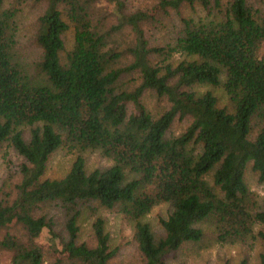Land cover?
<instances>
[{"label": "trees", "instance_id": "obj_1", "mask_svg": "<svg viewBox=\"0 0 264 264\" xmlns=\"http://www.w3.org/2000/svg\"><path fill=\"white\" fill-rule=\"evenodd\" d=\"M3 146L18 162L0 176V264H116L102 210L133 225L137 264L215 244L264 264L247 179L264 184V0H0ZM60 151L69 168L46 177ZM85 153L111 165L88 171ZM160 204L155 231L143 218Z\"/></svg>", "mask_w": 264, "mask_h": 264}, {"label": "rangeland", "instance_id": "obj_2", "mask_svg": "<svg viewBox=\"0 0 264 264\" xmlns=\"http://www.w3.org/2000/svg\"><path fill=\"white\" fill-rule=\"evenodd\" d=\"M132 5L150 3L151 0H129ZM30 13H27L25 16L23 23H21V36L22 38L26 37L29 32V22L31 23ZM70 36V35H69ZM69 41V37L67 38ZM21 41H23L21 39ZM24 42V41H23ZM26 49L22 51V55L25 59H30V49ZM29 47V45H28ZM30 48V47H29ZM224 77H222L223 80ZM205 88L202 89V91ZM214 94L219 97V102L221 105L227 102L226 95L222 89V87H217L213 89ZM182 130V124L180 122H175L171 127V133L173 135H177ZM6 153V158L4 159L3 155ZM85 167L88 171H91L95 168H105L111 165V161L108 159L101 157L96 153H85ZM74 156L73 154L60 151L57 152L52 160L49 163L48 169L46 171L45 176L49 178H59L65 174L67 169L70 166ZM5 160H11V162L17 163V157L12 152L10 148H5L3 146L2 151L0 152V176L6 171V162ZM248 184L252 192H254L259 198H264V184L257 183L256 175L249 172L247 175ZM169 210V206L166 204H160L154 207L149 214H147L143 221L147 222L150 227L155 230H161L160 227V219H164L167 216ZM97 216L101 217L104 221V226L106 232L110 236V244L113 247L119 248V256L116 257V264H137L138 255L136 253L135 247L132 242V228L133 225L124 219L120 214L116 212H110L108 210L100 211ZM95 216H91L88 212H84L80 219V227H81V235L83 239L87 236L91 229V222ZM58 224H61V218L57 219ZM58 229L61 231L60 225ZM264 230V226H257L255 228L256 231ZM258 252L256 249L253 252V257ZM245 254L244 248L239 245H224L220 246L218 244L209 247L207 250H202L200 253L195 254V252L191 250L183 249L178 251L175 254H171L168 256L166 260V264H225V262L230 261L233 264H236L239 259ZM2 264L9 263V254L2 255ZM254 263V259L251 262Z\"/></svg>", "mask_w": 264, "mask_h": 264}]
</instances>
